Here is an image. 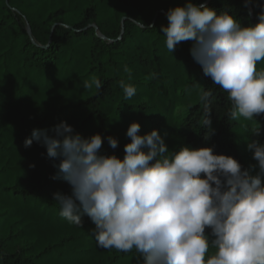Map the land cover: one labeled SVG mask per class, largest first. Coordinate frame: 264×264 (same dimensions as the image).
Segmentation results:
<instances>
[{"label": "trees", "instance_id": "16d2710c", "mask_svg": "<svg viewBox=\"0 0 264 264\" xmlns=\"http://www.w3.org/2000/svg\"><path fill=\"white\" fill-rule=\"evenodd\" d=\"M187 2L0 0V264H144L134 250L100 247L86 214L82 226L60 216L54 194L70 195L71 186L52 179L60 160L49 158L45 146L34 141L25 147L34 129L52 135L67 122L84 138L101 134L100 154L123 159L131 143L127 129L138 122L140 135L159 131L169 156L183 147H211L258 174L248 144L264 143V113L230 119L231 101L194 61L192 41L173 52L166 47L167 12ZM192 2L228 11L243 27L264 12V0ZM261 70L264 60L257 63ZM122 81L135 86L131 99ZM108 136L118 140L117 148ZM214 251L210 247L207 256Z\"/></svg>", "mask_w": 264, "mask_h": 264}, {"label": "clouds", "instance_id": "9594fccd", "mask_svg": "<svg viewBox=\"0 0 264 264\" xmlns=\"http://www.w3.org/2000/svg\"><path fill=\"white\" fill-rule=\"evenodd\" d=\"M258 19L243 27L228 11L218 14L188 0L168 10L169 23L162 29L170 52L192 41L194 61L227 93L232 120L264 113V70L257 71L264 60V12ZM93 83L102 86L99 79ZM120 87L125 99L136 94L132 84L122 81ZM140 129L138 122L127 129L131 143L123 159L100 154L101 134L84 138L67 122L55 126L52 135L33 130L25 147L34 141L45 146L49 158L60 160L52 179L71 186L70 195L54 194L60 216L82 226L86 214L100 247L134 250L144 264H264V143L248 144L259 167L252 176L238 160L211 147H183L169 156L158 130L140 135ZM107 141L117 148L116 138ZM210 247L215 251L207 256Z\"/></svg>", "mask_w": 264, "mask_h": 264}]
</instances>
